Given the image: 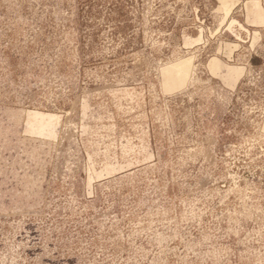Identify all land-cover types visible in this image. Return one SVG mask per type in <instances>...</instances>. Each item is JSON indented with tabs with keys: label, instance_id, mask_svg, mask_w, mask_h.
Listing matches in <instances>:
<instances>
[{
	"label": "rangeland",
	"instance_id": "374dc122",
	"mask_svg": "<svg viewBox=\"0 0 264 264\" xmlns=\"http://www.w3.org/2000/svg\"><path fill=\"white\" fill-rule=\"evenodd\" d=\"M0 264H264V0H0Z\"/></svg>",
	"mask_w": 264,
	"mask_h": 264
}]
</instances>
